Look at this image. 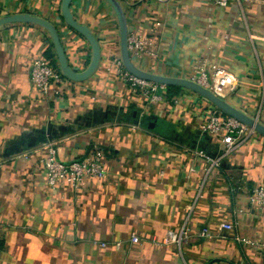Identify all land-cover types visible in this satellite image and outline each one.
<instances>
[{"label":"crops","instance_id":"1","mask_svg":"<svg viewBox=\"0 0 264 264\" xmlns=\"http://www.w3.org/2000/svg\"><path fill=\"white\" fill-rule=\"evenodd\" d=\"M63 1L0 0V19L50 21L69 64L84 71L92 44L67 23ZM116 1L128 37L139 32L151 42L142 59L130 52L139 69L189 79L203 59L209 73L221 65L236 77L224 100L264 125V0L226 7ZM70 12L97 39L101 56L87 79L66 78L49 97L34 87L31 67L48 56L59 65L50 31L37 22L0 25V264H264V245L236 239L264 244V209L248 203L250 191L264 186V134H246L226 153L220 134L200 128L212 108L228 115L211 101L179 85L154 106L117 74L111 62L122 58L121 26L108 0H72ZM49 144L67 163L101 154L108 177L51 189L43 163ZM199 149L220 157V166ZM223 222L236 225L223 229ZM186 226L185 244L152 242Z\"/></svg>","mask_w":264,"mask_h":264},{"label":"built area","instance_id":"2","mask_svg":"<svg viewBox=\"0 0 264 264\" xmlns=\"http://www.w3.org/2000/svg\"><path fill=\"white\" fill-rule=\"evenodd\" d=\"M219 6L226 7L235 0H209ZM150 40L142 34L133 33L128 37L129 51L138 59L144 58L147 54H152L149 49ZM112 67L117 74L149 104L158 106L169 98L168 85L154 80H148L130 72L124 65L123 59L115 56L112 59ZM209 62L206 59L194 65L189 79L208 89L221 98H226L229 92L236 88V77L225 67L213 64L212 72L209 69ZM66 77L61 70L53 66L45 57H37L33 60L31 67V80L34 87L43 97H49L53 87H57L64 82ZM178 101L177 99H175ZM200 128L203 132L210 134H220L222 143L225 145L226 153L232 150L238 140L247 134L255 133V129L248 126L241 120L230 116L222 115L218 110L210 109ZM197 155L209 162L211 167H218L221 164L220 157H214L203 149L197 151ZM47 170V182L51 189H56L62 181H67L74 187L83 185L88 179H106L109 169L101 154H94L80 160L63 162L59 159L57 149L54 145L47 146V154L43 159ZM248 203L253 207L264 209V186L254 187L248 195ZM241 211V210H240ZM235 223L223 222L220 227L223 229H234ZM201 235L210 236L208 228L203 229ZM191 238V229L182 227L178 232L169 230L164 237H154L152 242L155 245L185 244ZM238 242L250 245H264L256 240L245 237H236ZM134 242L139 241V237L132 236ZM105 245V243H103ZM118 246L121 242L117 243Z\"/></svg>","mask_w":264,"mask_h":264},{"label":"water","instance_id":"3","mask_svg":"<svg viewBox=\"0 0 264 264\" xmlns=\"http://www.w3.org/2000/svg\"><path fill=\"white\" fill-rule=\"evenodd\" d=\"M72 0H64L63 1V15L67 21L72 27H74L76 30L80 31L82 34H84L88 40L92 44L93 48V58L91 60L90 65L85 69L84 71H77L73 69V67L69 64V61L66 56L65 49L61 43V39L59 36V33L55 26L48 20L30 16V15H23V14H16V15H10L6 16L2 19H0V25L11 23V22H19V21H25V22H37L44 27H46L53 38V42L56 48V52L58 55V61H59V67L63 75L71 80L74 81H82L87 79L96 69L100 56V46L97 41V39L93 36V34L89 31V29L81 24H79L75 19L73 18V15L70 12V3ZM112 6L114 7L121 26V35H122V59L124 62L125 67L132 72L133 74L140 76L142 78L148 79V80H154L157 82H162L167 85H181L184 87H187L196 93L202 95L209 101H211L213 104H215L218 108H220L224 113L233 116L248 126L254 128L256 131L264 134V125L261 124L258 120L253 119L249 117L244 112L240 111L239 109L235 108L233 105L228 103L223 98L219 97L215 93H213L210 89L191 81L190 79H183V78H175V77H164L161 75H156L153 73L145 72L139 69L135 63L133 62V59L131 57L129 48H128V30H127V24L126 19L124 17V14L116 0H108Z\"/></svg>","mask_w":264,"mask_h":264},{"label":"trees","instance_id":"4","mask_svg":"<svg viewBox=\"0 0 264 264\" xmlns=\"http://www.w3.org/2000/svg\"><path fill=\"white\" fill-rule=\"evenodd\" d=\"M46 58V57H45ZM51 57L50 56H48V58H46L53 66H55V67H57V68H59L60 69V67H59V65L57 66V62H56V60H51L50 59ZM177 87H179V85H176V84H172V85H169V89L170 90H172V89H174V88H177ZM177 91V90H176ZM172 92V91H171Z\"/></svg>","mask_w":264,"mask_h":264}]
</instances>
